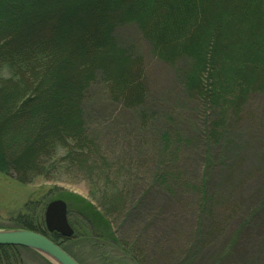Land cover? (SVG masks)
Listing matches in <instances>:
<instances>
[{
    "label": "trees",
    "instance_id": "1",
    "mask_svg": "<svg viewBox=\"0 0 264 264\" xmlns=\"http://www.w3.org/2000/svg\"><path fill=\"white\" fill-rule=\"evenodd\" d=\"M124 27L138 31L155 59L178 66L179 88L205 117L201 130L209 139H220L254 95L264 99V0H0V173L29 182L48 163L85 174L96 207L88 204L78 217L68 213L73 237L83 229L80 221L87 236L110 243L116 236L111 220L88 214L112 219L128 205L118 193L120 167L108 161L106 138L102 144L90 134L84 104L103 90L139 111L140 129L153 125L149 136L162 169L172 146L141 111L145 71L133 48L117 38ZM162 177L154 178L165 184ZM22 220L17 229L55 244L68 240L49 233L43 221Z\"/></svg>",
    "mask_w": 264,
    "mask_h": 264
},
{
    "label": "rangeland",
    "instance_id": "2",
    "mask_svg": "<svg viewBox=\"0 0 264 264\" xmlns=\"http://www.w3.org/2000/svg\"><path fill=\"white\" fill-rule=\"evenodd\" d=\"M116 35L142 60L147 95L141 111L169 135L171 158L162 169L149 136L151 120L143 131L139 111L113 102L103 90L90 96L84 104L89 132L99 143L107 140L108 161L123 169L117 187L128 206L112 219L88 214L111 220L115 242L87 236L79 221L82 231L73 237L70 226L73 236H60L68 240L57 245L77 264H264L263 97L254 95L224 135L211 140L201 130L205 117L179 88L178 66L155 59L134 27ZM118 130L123 133L116 138ZM45 166L42 176L24 183L13 172L0 173V230L17 229L19 219L44 223L46 206L56 200L65 203L68 223V213L78 217L88 204L96 207L85 174ZM160 175L167 176L166 186L154 178ZM9 263L52 264L24 248L0 252V264Z\"/></svg>",
    "mask_w": 264,
    "mask_h": 264
},
{
    "label": "water",
    "instance_id": "3",
    "mask_svg": "<svg viewBox=\"0 0 264 264\" xmlns=\"http://www.w3.org/2000/svg\"><path fill=\"white\" fill-rule=\"evenodd\" d=\"M67 208L60 200L50 202L44 211V225L49 233L71 238L73 230L67 221ZM0 247H18L31 250L52 264H77L57 244L36 232L23 229L0 230Z\"/></svg>",
    "mask_w": 264,
    "mask_h": 264
}]
</instances>
